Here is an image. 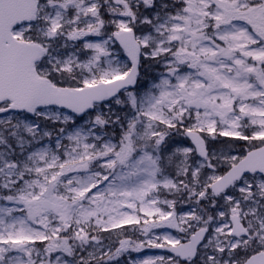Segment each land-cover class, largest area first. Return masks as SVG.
Returning a JSON list of instances; mask_svg holds the SVG:
<instances>
[{
  "label": "snow or ice",
  "instance_id": "obj_1",
  "mask_svg": "<svg viewBox=\"0 0 264 264\" xmlns=\"http://www.w3.org/2000/svg\"><path fill=\"white\" fill-rule=\"evenodd\" d=\"M0 264H264V0H0Z\"/></svg>",
  "mask_w": 264,
  "mask_h": 264
},
{
  "label": "rangeland",
  "instance_id": "obj_2",
  "mask_svg": "<svg viewBox=\"0 0 264 264\" xmlns=\"http://www.w3.org/2000/svg\"><path fill=\"white\" fill-rule=\"evenodd\" d=\"M146 252H147V253H146ZM146 252H145V253H140V254H133V256L139 258V256H143V255H145V254H147V255H156V254H150V253H148V250H146Z\"/></svg>",
  "mask_w": 264,
  "mask_h": 264
},
{
  "label": "water",
  "instance_id": "obj_3",
  "mask_svg": "<svg viewBox=\"0 0 264 264\" xmlns=\"http://www.w3.org/2000/svg\"><path fill=\"white\" fill-rule=\"evenodd\" d=\"M149 252H151V253H156V252L160 253V250L153 249V250H149Z\"/></svg>",
  "mask_w": 264,
  "mask_h": 264
}]
</instances>
